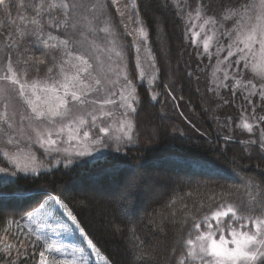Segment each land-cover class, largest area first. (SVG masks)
Returning a JSON list of instances; mask_svg holds the SVG:
<instances>
[{
    "label": "snow or ice",
    "instance_id": "1",
    "mask_svg": "<svg viewBox=\"0 0 264 264\" xmlns=\"http://www.w3.org/2000/svg\"><path fill=\"white\" fill-rule=\"evenodd\" d=\"M113 7L121 34L132 37L128 44L118 39ZM142 7L152 9L153 4L151 0L143 5L141 0H0V264H27L37 248L41 250L35 264H86L83 247L52 238L60 233L73 238L79 234L92 252H98L68 204L51 190L35 189L37 197L20 189L4 190L53 165L68 168L84 157H92L85 164L95 165L105 156L94 152L113 145L119 152L122 144L133 141L138 87L151 85L159 72L147 44ZM168 9L185 20V35L192 32L194 44L200 32L192 31L189 22L195 19L201 22V31L207 29L203 53L197 55L215 56L217 66L224 64L223 69L214 67L215 88L209 91L228 89L251 108L241 110L238 127L249 139L240 143L246 145L245 151L264 156V114L257 112L258 107L264 112V0H158L157 10ZM151 19L158 26L163 23L162 16L153 14ZM213 42L215 52H210ZM133 49L138 83L128 72V53ZM145 51L154 70L151 78L145 72ZM217 71L222 76L217 77ZM253 98L261 103L254 104ZM151 99L157 100V95ZM231 120L227 117L223 126ZM135 186L129 181L126 188ZM243 188V195L234 185L210 189L191 206L185 202L177 208L178 200L199 193L190 190L169 199L149 219L161 231L167 223L180 226L170 264H264V179L260 184L249 180ZM250 188L256 189L255 194ZM132 195L129 191L125 198ZM26 201L32 203L9 212ZM144 243L129 250V264H154L152 254L140 248Z\"/></svg>",
    "mask_w": 264,
    "mask_h": 264
},
{
    "label": "trees",
    "instance_id": "2",
    "mask_svg": "<svg viewBox=\"0 0 264 264\" xmlns=\"http://www.w3.org/2000/svg\"><path fill=\"white\" fill-rule=\"evenodd\" d=\"M157 2L151 0L153 8L142 7L141 10L159 72L156 85H148L151 91L145 86L138 87L140 103L135 116L137 127L133 142L122 144L119 152L114 150L115 145L106 148L102 152L105 158L95 165L83 162L92 159L88 157L68 168L59 166L35 177L30 175L14 189L4 190L20 189L31 197H37L34 190L46 188L53 195L60 196L77 216L98 252H92L79 234L73 238L60 233L57 234L59 238L54 235L52 238L66 240L67 243L77 242L84 248L86 264H105L106 261L109 264H129L128 252L136 251L135 245L140 241L145 242L140 248L152 254L154 264H170L172 248L181 236L179 224L167 223L163 231L149 224V219L169 199L183 197L186 192L199 189V193L194 191L192 197L178 200L176 205L179 208L187 202L191 206L193 200H200L210 189L219 191L221 186L227 189L234 185L240 187L243 195L244 183L252 180L260 184L264 179V156L255 150L245 151L246 145L240 143L244 138L226 140L215 122L213 125L209 122V100L204 97L206 90L200 89L203 84L200 83L201 74L192 70L195 64L191 65L188 58L190 38L185 35V20L178 18L171 9L166 12L157 10ZM147 3L149 0H141L142 5ZM110 11L112 22L122 32L115 9ZM153 14L163 17L161 25L153 23ZM196 65L203 66L201 63ZM130 68L131 77L138 83L134 64L131 63ZM164 85L171 87L166 89ZM154 86L159 93L156 101L151 99L152 94L158 95ZM170 92L174 93L177 102L192 107L202 117L204 125L201 131L193 129L192 134L183 135L176 128L173 116L164 115V98L170 97ZM129 181L135 182L134 189L126 188ZM129 191L133 195L126 199ZM248 191L255 194L256 189ZM40 200L42 202L43 198ZM27 203L32 201L14 205L9 212H19L27 207ZM183 235L187 236L186 229ZM40 250L37 248L36 256L27 263L35 264ZM136 260H140L138 252Z\"/></svg>",
    "mask_w": 264,
    "mask_h": 264
},
{
    "label": "rangeland",
    "instance_id": "3",
    "mask_svg": "<svg viewBox=\"0 0 264 264\" xmlns=\"http://www.w3.org/2000/svg\"><path fill=\"white\" fill-rule=\"evenodd\" d=\"M114 8V7H113ZM115 9V8H114ZM112 13V12H111ZM113 15V14H112ZM118 16V14H117ZM119 17V16H118ZM113 23V22H112ZM193 28L192 31L194 32H200V37L196 38V43L194 44L192 42V32L188 33L189 40H190V47L188 51V58L191 62V65L195 64V69L196 73H200V83L203 82L202 87L200 86V89L206 90V94L204 97L209 100L207 102V110L211 113L209 122L213 125L215 122V125L219 127V129L224 133V136L230 137V139H235V138H244V140L249 139V134L244 132L240 127H238V124L240 122L241 118V110L242 108H248V111L251 110L250 107H248L244 102L241 101L240 96L237 95L236 97H233L228 89H218L217 92L209 91L211 88H215V84L213 83L214 79L216 77L213 76V70L214 67H218L219 69H223L224 64L221 63L220 65H216V57L213 56L212 59H209L208 56L206 55H197V52L199 51L200 53H203V36H204V31H207L205 29L204 31H201L199 28V24L201 23L200 21H196L193 19L192 21L189 22ZM113 26L116 28V31L118 33V39L121 43L123 44H128L131 42L132 37H126L122 35L119 32L117 27L114 25ZM131 27H135V25H130ZM147 44L149 45V41L147 39ZM199 45V48L197 47ZM215 43H212V46L210 48V52H215ZM152 53V52H151ZM226 55V52L220 53V58L223 60V57ZM143 57L145 59V72L148 78H151L154 70L149 66L151 64V59L147 53V51L143 52ZM204 59H206L204 61ZM204 61V63H203ZM134 64L135 66V50H131L128 53V72L129 75L131 76V68L130 65ZM201 63L203 66L199 65L197 66L196 64ZM136 69V66H135ZM137 69L135 71V76H137ZM194 71V70H193ZM216 76L220 77L222 76L221 71L216 72ZM132 78V77H131ZM133 79V78H132ZM156 81V80H155ZM155 81L150 86H153L154 84L156 85ZM147 83V80H145ZM155 89V86H154ZM155 92L158 93V91L155 89ZM202 92V91H201ZM173 92H170V97L164 98V104L166 105L164 109V115L168 117H172L176 120V128L180 130L183 135L185 134H192L193 129L201 131L203 128L202 125H204V122L202 121V117L198 114L197 111H194L192 107H186V104L180 103V101L177 102L176 98L173 96ZM153 95V94H152ZM157 95V94H156ZM159 97V93L157 95V99ZM223 97V99H221ZM172 98L174 100H172ZM224 100H228L229 103L225 104ZM156 101V100H155ZM253 103L254 104H259L261 103L257 98H253ZM11 110V109H10ZM16 110L17 112L21 111L20 105L18 102H16ZM257 112L259 114H264V112L261 111V109L258 107ZM182 115V117H181ZM227 117H231L232 120L229 124L228 127H224V123L227 119ZM184 118V119H182ZM226 130L227 132H224ZM181 133V134H182ZM135 137V132L133 135V140ZM239 138V139H240ZM133 142V141H132ZM107 147L102 148L100 152H94L93 155H98L106 150ZM55 156V154H53ZM88 157L80 158V160L85 159ZM79 160V161H80ZM48 161L46 160L45 163ZM59 166L63 165H53L51 168L42 170L44 171H49L54 168H57ZM72 166V165H71ZM55 238H59L58 235H54ZM7 239L11 242H15L12 237H7ZM59 242L67 244L66 240H60L58 239ZM76 244L80 246L77 242ZM82 247V246H80ZM27 264H34L33 262H29Z\"/></svg>",
    "mask_w": 264,
    "mask_h": 264
}]
</instances>
